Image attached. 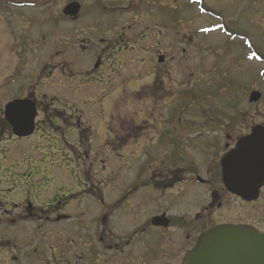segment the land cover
<instances>
[{
    "label": "flooded vegetation",
    "instance_id": "obj_1",
    "mask_svg": "<svg viewBox=\"0 0 264 264\" xmlns=\"http://www.w3.org/2000/svg\"><path fill=\"white\" fill-rule=\"evenodd\" d=\"M168 1L171 0H102L110 3L104 7L112 12L121 13L127 6L136 11L132 19L135 23L123 25L119 38L109 40L108 45L114 42V46L124 51L126 46L121 48V37L126 29L132 32L139 51L155 54V62L159 58L167 62V53L157 50L158 34H172L167 30L159 31L163 26L157 16L161 17L162 12L159 14L154 5H164ZM70 3L82 6L79 17L70 18L74 22L85 8H91V4L83 6L79 0H67L61 7L63 16ZM228 4L242 14L247 10L248 22L246 27L229 29L228 34L218 32L230 38L227 56L234 60L233 71L251 68L246 79L230 77L242 97L236 100L229 123H224L222 115L213 108L161 107L170 88L163 83L159 88V79H153L149 88L155 94L152 106L144 109V115L164 114L167 124H149L142 137L141 125H133L135 136L131 140L114 139L106 128L108 143H112L108 139L112 137V141L121 146L137 148L141 145L142 150L149 147L151 151L152 160L146 164V167L152 165L149 178H146V167H141V173L130 186L120 188L117 193L104 190L118 178L94 173L93 161H82L87 165L86 177L91 186L85 194V207L78 208L68 202L46 207L42 192L46 184H52L56 178L54 171L60 163L57 158L50 160L55 150L48 141L50 135L64 127L71 128L74 142L84 145L87 154L91 144L85 133L91 128L88 124L72 123L71 115L38 101L28 92L20 99L37 101L39 115L34 132L28 137H19L14 133L13 122L6 119L4 108L0 109V264H47L49 260L58 264H97L99 259L103 260L102 264H108L109 258L123 254L140 232L152 227L159 229L154 246L150 247L152 263L186 264L187 255L198 238L214 227L243 225L264 234V186L249 200L232 193L223 183L222 162L242 139L254 134L264 137V0H236ZM144 25L148 27L143 28ZM185 35L183 42L187 43ZM255 38L262 45L258 46ZM169 46L170 43L165 44L166 49ZM115 54L118 53L114 51L108 56L114 60ZM104 66L103 58L98 55L92 70L80 74H86L84 76L89 79H103L99 70ZM59 79L73 77L61 75ZM185 86L182 83L181 87ZM51 113H60L57 121L49 119ZM46 131L49 134L45 135ZM48 174H52V182L45 179L44 175ZM67 180L64 177V181ZM142 188L147 191L140 194ZM167 197L176 199L177 210L172 211L173 214L153 211L141 220L139 214L144 206Z\"/></svg>",
    "mask_w": 264,
    "mask_h": 264
},
{
    "label": "rangeland",
    "instance_id": "obj_2",
    "mask_svg": "<svg viewBox=\"0 0 264 264\" xmlns=\"http://www.w3.org/2000/svg\"><path fill=\"white\" fill-rule=\"evenodd\" d=\"M66 1L0 0V109L8 101L23 98L28 92L38 98L46 95L51 103L55 101V95L58 102L54 109L62 108L68 115L72 113V122L78 119L80 123L83 120L88 124L91 130L85 133V137L91 144V151L87 154L84 145L74 142L76 139L70 133L71 128L64 127V130L53 131L50 135L48 141L55 149L50 160L57 158L60 163L54 171V181L52 174L44 175L46 180L53 182L47 183L42 192L46 207L68 202L83 208L87 203L85 194L91 189L86 177L87 165L83 162L92 160V172L118 178L104 190L117 193L120 188L130 186L141 173V167L143 169L152 160L149 147L144 150L141 145L124 147L112 141V137L108 138L112 143H108L106 128L114 139L131 140L135 136L133 125H141L142 137L149 124H167L164 114L144 115V109L152 106L155 91H151L149 84L153 79H159V88L162 83L170 88L161 107L168 109L172 102L174 106L179 105L177 108L183 105L188 108L212 107L222 115L224 123H229L236 100L242 97L230 77L246 79L251 68L233 71L234 60L227 56L230 51L228 35H206V32L217 29L228 34L229 29L246 27L248 16L247 10L242 14L239 9L229 6V2L236 0H171L164 5H154L159 14L162 12L161 17L157 16L163 26L159 31L167 30L173 36L158 34L157 30V50L168 55L167 62L158 63L155 54L138 50L129 30L125 29L121 37V48L126 46L124 51L118 45L114 46V42L108 45L109 40L122 33L123 25L127 27V23H135L132 20L136 15L133 7L124 4L127 8L119 13L106 9L104 6L110 3L102 0H79L83 6L91 4V8H85L80 18L73 22L62 15L61 7ZM205 9L209 15H200ZM205 25L209 26L202 28ZM146 27L148 25L143 26ZM184 34L187 43L182 41ZM190 42L193 45H187ZM255 42L262 45L257 38ZM166 43H170L167 49ZM184 48L186 52H183ZM114 51L118 54L113 60L108 55ZM98 55L105 63L99 70L103 79L77 78L86 75L80 72L92 70ZM192 74L194 79H191ZM61 75L74 79H59ZM182 83L186 86L181 87ZM138 91L142 93L138 95ZM50 116L49 119L54 120L53 116L60 117V113H51ZM161 155L165 157L166 153L161 152ZM151 166L146 167V178H149ZM64 177L68 180L64 181ZM145 189L142 188L140 194L145 193ZM176 203L171 197L158 200L156 204L144 206L139 217L143 220L147 214L160 210L172 213L177 210ZM158 232L159 229L153 227L140 232L135 242L115 259L109 258L108 264H153L150 247L154 246ZM102 262L99 259L97 264ZM47 264L58 262L49 260Z\"/></svg>",
    "mask_w": 264,
    "mask_h": 264
},
{
    "label": "water",
    "instance_id": "obj_3",
    "mask_svg": "<svg viewBox=\"0 0 264 264\" xmlns=\"http://www.w3.org/2000/svg\"><path fill=\"white\" fill-rule=\"evenodd\" d=\"M76 3L65 14L76 16ZM15 118L12 119V116ZM37 115L36 104L17 100L6 107V116L19 136L32 134ZM224 164V183L234 193L252 198L264 185V137L258 134L242 139ZM188 264H264V234L244 226H220L200 237L189 254Z\"/></svg>",
    "mask_w": 264,
    "mask_h": 264
}]
</instances>
